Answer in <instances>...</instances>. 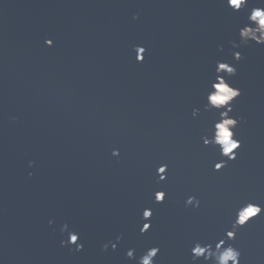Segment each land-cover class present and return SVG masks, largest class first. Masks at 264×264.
<instances>
[{
  "label": "water",
  "instance_id": "1",
  "mask_svg": "<svg viewBox=\"0 0 264 264\" xmlns=\"http://www.w3.org/2000/svg\"><path fill=\"white\" fill-rule=\"evenodd\" d=\"M0 264H264V0H0Z\"/></svg>",
  "mask_w": 264,
  "mask_h": 264
}]
</instances>
